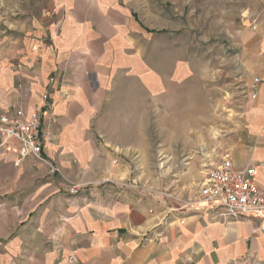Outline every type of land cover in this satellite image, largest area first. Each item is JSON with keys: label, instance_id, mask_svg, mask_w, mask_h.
Here are the masks:
<instances>
[{"label": "crops", "instance_id": "1", "mask_svg": "<svg viewBox=\"0 0 264 264\" xmlns=\"http://www.w3.org/2000/svg\"><path fill=\"white\" fill-rule=\"evenodd\" d=\"M205 2L49 0L28 51L0 54V114L43 109V153L59 167L51 175L32 155L17 165L19 142L0 139V264H264L259 218L183 209L190 197L133 185L152 132L189 157L202 147L206 166L205 119H244L225 153L254 165L264 190V13L239 31L242 83L209 99L206 53L184 33Z\"/></svg>", "mask_w": 264, "mask_h": 264}, {"label": "rangeland", "instance_id": "2", "mask_svg": "<svg viewBox=\"0 0 264 264\" xmlns=\"http://www.w3.org/2000/svg\"><path fill=\"white\" fill-rule=\"evenodd\" d=\"M48 3L49 0H0V54H14L15 57L28 51L29 27L41 15V8L48 7ZM192 9V25L184 29V33L186 31L190 36L191 51L206 53L207 69L204 76L207 89L210 90L207 95L211 96L209 99L214 96L218 98L221 93L215 91L219 88L228 89L231 81L239 85L242 83L235 78L239 63L236 59V54L240 51L237 42L239 31L243 26H249V19L264 13V0H206L204 13H201L204 14V19L199 25L197 21L193 22L192 17L196 19L197 12L193 14ZM237 75L240 78L239 72ZM197 78L201 81V71L196 74L195 79ZM224 95L226 99L229 97L228 93ZM243 125L244 119H205V138L202 143L206 147L207 166L221 160L222 154L232 142L231 137L242 133ZM193 126L198 125L195 123ZM199 126L201 128V123ZM158 133H151L149 152L152 155L142 157L139 170L135 173L136 183L165 197H171L168 196L171 194L194 196L204 180L206 170L203 161H198L202 147H194L193 154L189 157L183 149L181 139L176 137L166 141ZM190 161L196 162L189 166Z\"/></svg>", "mask_w": 264, "mask_h": 264}, {"label": "built area", "instance_id": "3", "mask_svg": "<svg viewBox=\"0 0 264 264\" xmlns=\"http://www.w3.org/2000/svg\"><path fill=\"white\" fill-rule=\"evenodd\" d=\"M260 81L259 77L253 78L251 84L253 98L257 96L256 90ZM42 116L43 109H36L29 115L21 108L14 113L0 114V139L3 143L11 140L19 142L20 157L17 165L23 158L32 155L48 166L51 175H56L59 167L43 153ZM205 168L204 180L197 194L182 201L181 208L219 212L235 219L257 217L260 220V232L264 236V190L256 180V167L254 165L235 167L230 154L226 152L222 154L220 161L206 165ZM133 185L139 186L136 183ZM80 188V185L71 184L69 190L76 194Z\"/></svg>", "mask_w": 264, "mask_h": 264}]
</instances>
